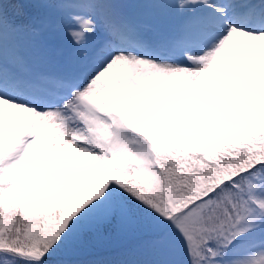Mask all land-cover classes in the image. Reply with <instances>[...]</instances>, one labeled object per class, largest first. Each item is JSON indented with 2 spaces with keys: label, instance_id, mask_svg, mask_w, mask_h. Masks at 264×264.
<instances>
[{
  "label": "snow or ice",
  "instance_id": "1",
  "mask_svg": "<svg viewBox=\"0 0 264 264\" xmlns=\"http://www.w3.org/2000/svg\"><path fill=\"white\" fill-rule=\"evenodd\" d=\"M0 264H264V0H0Z\"/></svg>",
  "mask_w": 264,
  "mask_h": 264
}]
</instances>
